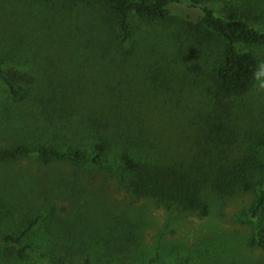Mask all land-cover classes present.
Segmentation results:
<instances>
[{"label": "rangeland", "instance_id": "374dc122", "mask_svg": "<svg viewBox=\"0 0 264 264\" xmlns=\"http://www.w3.org/2000/svg\"><path fill=\"white\" fill-rule=\"evenodd\" d=\"M210 6L222 15L228 8L264 30V0ZM197 16L183 0L165 21L135 18L125 54L91 44L93 37L110 36L97 24L98 7L0 0V66L25 73L30 89L18 102L0 81V147H89L115 134V126L133 149L189 160L219 105L213 76L222 53L219 44L192 46L182 21ZM240 48L257 57L260 72L252 89L230 103L236 156L264 136V45ZM203 194L210 212L199 216L158 207L150 197L132 200L114 168L46 165L34 157L0 163V264H38L30 255L4 252V236L21 231L37 213L41 224L27 242L68 264H264L258 244L264 215L246 214L254 194L227 196L210 187Z\"/></svg>", "mask_w": 264, "mask_h": 264}, {"label": "trees", "instance_id": "16d2710c", "mask_svg": "<svg viewBox=\"0 0 264 264\" xmlns=\"http://www.w3.org/2000/svg\"><path fill=\"white\" fill-rule=\"evenodd\" d=\"M49 3L56 0H36ZM58 1V0H57ZM73 4L98 7L101 24L110 36L91 39V44L103 52L129 54L132 45V25L135 18L145 21H165L172 17V6L183 0H64ZM218 0H186L198 11L194 19H184L182 29L192 46L207 48L219 44L221 62L215 69L213 87L219 102L215 116L208 119L202 136L196 141L194 154L174 159L159 154L142 153L128 146L126 133L115 134L93 142L89 147L16 142L0 147V163L34 157L43 164L65 162L79 168L112 169L118 176V185L136 200L150 197L155 205L177 209L184 213L206 216L210 205L203 191L210 187L215 192L232 196L236 193H253L246 214L261 219L264 215V136L258 138L247 153L236 156L232 149L236 138L230 128V103L246 95L254 86L260 72L257 57L241 45H264V30L253 27L249 21L226 8V14L217 13L210 3ZM101 22V23H100ZM101 33H98L100 36ZM97 36V37H98ZM131 44V45H130ZM25 73L0 66V81L6 86L13 100L27 99L30 89L25 85ZM111 129V128H107ZM113 140V141H112ZM125 144L127 146H125ZM42 214L28 217L21 231L6 234L4 252L7 256L24 259L33 257L38 264H68L65 260H52L47 251L27 242V238L39 227ZM251 245L254 241L251 240ZM264 248V240L259 239ZM85 264H89L86 260Z\"/></svg>", "mask_w": 264, "mask_h": 264}]
</instances>
